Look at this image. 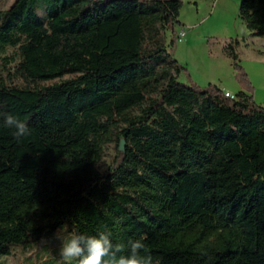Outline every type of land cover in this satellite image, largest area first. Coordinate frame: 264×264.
<instances>
[{"label": "trees", "instance_id": "16d2710c", "mask_svg": "<svg viewBox=\"0 0 264 264\" xmlns=\"http://www.w3.org/2000/svg\"><path fill=\"white\" fill-rule=\"evenodd\" d=\"M182 6L15 0L0 10V49L18 48L12 75L34 85L0 78V112L30 129L16 139L0 123V256L67 225L110 233L118 256L143 236L159 264H264V107L232 44L239 92L179 81ZM238 14L264 38V0H241Z\"/></svg>", "mask_w": 264, "mask_h": 264}, {"label": "rangeland", "instance_id": "374dc122", "mask_svg": "<svg viewBox=\"0 0 264 264\" xmlns=\"http://www.w3.org/2000/svg\"><path fill=\"white\" fill-rule=\"evenodd\" d=\"M14 2L15 0H0V10L8 9ZM182 2L178 18L181 26L176 29V35L180 29H184L185 36L171 50L173 58L186 69L179 76V81L188 83L191 79L201 87L213 84L230 92H239L231 61L225 50L227 44H232L238 61L254 88V101L264 107V38L249 36V31L238 14L241 0ZM170 37L168 33V41ZM19 62L17 47L0 49V78L7 84L33 87L34 85L12 75ZM57 81L39 82L38 86ZM233 95L230 93V96ZM116 154L115 145L107 146L103 154L104 165L112 164ZM61 227L49 238L26 250L15 248L10 256H0V264H66L61 262V243L56 238ZM71 264H77V261H72Z\"/></svg>", "mask_w": 264, "mask_h": 264}, {"label": "clouds", "instance_id": "9594fccd", "mask_svg": "<svg viewBox=\"0 0 264 264\" xmlns=\"http://www.w3.org/2000/svg\"><path fill=\"white\" fill-rule=\"evenodd\" d=\"M0 123L4 127L14 129L13 136L20 139L30 134L27 122L11 113L0 112ZM57 234L61 243L59 255L66 264L77 261V264H159L147 251L145 237L130 239L126 255H117L119 246H113L109 239L110 233H100L97 236L81 234L68 230L63 225Z\"/></svg>", "mask_w": 264, "mask_h": 264}, {"label": "built area", "instance_id": "2783aa9c", "mask_svg": "<svg viewBox=\"0 0 264 264\" xmlns=\"http://www.w3.org/2000/svg\"><path fill=\"white\" fill-rule=\"evenodd\" d=\"M184 36H185L184 29H180L179 32H178V34H177V40L180 41ZM226 96H229V94L226 93Z\"/></svg>", "mask_w": 264, "mask_h": 264}, {"label": "crops", "instance_id": "0c3cea01", "mask_svg": "<svg viewBox=\"0 0 264 264\" xmlns=\"http://www.w3.org/2000/svg\"><path fill=\"white\" fill-rule=\"evenodd\" d=\"M223 91H225V93H228L229 95H230V93H232V94H235L236 92H230L229 90H224V89H222Z\"/></svg>", "mask_w": 264, "mask_h": 264}, {"label": "water", "instance_id": "95a60500", "mask_svg": "<svg viewBox=\"0 0 264 264\" xmlns=\"http://www.w3.org/2000/svg\"><path fill=\"white\" fill-rule=\"evenodd\" d=\"M123 141L120 143V147H119V150L122 151L123 150Z\"/></svg>", "mask_w": 264, "mask_h": 264}]
</instances>
